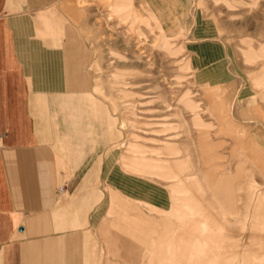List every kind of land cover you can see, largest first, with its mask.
<instances>
[{"label": "rangeland", "instance_id": "rangeland-1", "mask_svg": "<svg viewBox=\"0 0 264 264\" xmlns=\"http://www.w3.org/2000/svg\"><path fill=\"white\" fill-rule=\"evenodd\" d=\"M165 1L169 11H160L153 0H58L76 23L84 73L92 85L88 91L108 112L111 131L107 153L99 154L103 168L89 194L92 205L77 208V218L92 217L87 229L77 224L91 231L83 244L92 253L81 264H104L107 258L121 264L106 231L135 243L136 237L119 224L101 226L104 218H118L124 204L149 222L177 220L164 203L182 197V179L195 161L202 169L208 162L219 164L212 173L240 186L233 191L236 213L218 226L237 234V264L245 256L257 264L260 256L247 255L244 248L248 233L256 236L262 230L264 216V0H184L179 9ZM155 21L178 35L165 36ZM185 138L190 151L200 139L209 142V161L202 165L200 152L187 159L165 150L171 144L181 147ZM152 147L163 151L157 162L148 153ZM154 165L157 175L139 176V169L154 170ZM136 180L157 185L164 202L155 206L151 193L139 197L151 187ZM100 191L101 202L94 205ZM205 197L212 200L211 191ZM177 207L184 212L180 201Z\"/></svg>", "mask_w": 264, "mask_h": 264}, {"label": "crops", "instance_id": "crops-1", "mask_svg": "<svg viewBox=\"0 0 264 264\" xmlns=\"http://www.w3.org/2000/svg\"><path fill=\"white\" fill-rule=\"evenodd\" d=\"M153 1L160 11L168 10L165 0ZM171 2L174 9L184 4ZM73 13L76 16L75 9ZM155 22L165 36L178 35ZM84 61L76 23L58 0H0V264H81L91 256L92 248L85 252L83 244L91 231L77 224L85 223L87 229L92 217L77 218V208L92 205L89 194L103 168L99 154L103 149L107 153L111 131L108 112L88 91L92 85ZM71 84L76 90H68ZM208 145L200 139L190 151L185 138L181 147L171 144L165 150L187 159L200 152L204 165ZM148 153L157 162L163 151L152 147ZM219 167L208 162L202 169L191 162L182 179V197L164 203L177 220L149 222L125 204L118 218H104L101 230L119 224L136 237L135 243L106 231L121 264H237V234L222 232L218 225L236 213L233 191L240 186L220 172L212 173ZM155 169H139V176H155ZM136 183L151 187L139 197L150 198L151 193L155 206L164 202L165 193L153 182ZM206 190L212 200L205 197ZM100 195L94 205L101 202ZM261 197L264 207V190ZM178 201L184 212L178 210ZM261 216L262 230L256 236L248 233L250 242L244 248L245 254L260 256L257 264L264 259ZM243 262L254 264L247 256ZM104 264H110L108 258Z\"/></svg>", "mask_w": 264, "mask_h": 264}, {"label": "built area", "instance_id": "built-area-1", "mask_svg": "<svg viewBox=\"0 0 264 264\" xmlns=\"http://www.w3.org/2000/svg\"><path fill=\"white\" fill-rule=\"evenodd\" d=\"M63 187H60V191H62Z\"/></svg>", "mask_w": 264, "mask_h": 264}]
</instances>
